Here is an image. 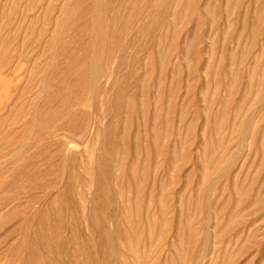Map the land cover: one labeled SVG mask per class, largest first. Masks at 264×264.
Segmentation results:
<instances>
[{
	"label": "rangeland",
	"instance_id": "obj_1",
	"mask_svg": "<svg viewBox=\"0 0 264 264\" xmlns=\"http://www.w3.org/2000/svg\"><path fill=\"white\" fill-rule=\"evenodd\" d=\"M0 264H264V0H0Z\"/></svg>",
	"mask_w": 264,
	"mask_h": 264
}]
</instances>
